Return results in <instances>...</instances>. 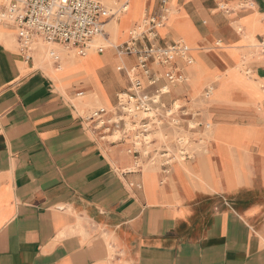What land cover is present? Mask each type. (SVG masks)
<instances>
[{"label":"crops","instance_id":"obj_1","mask_svg":"<svg viewBox=\"0 0 264 264\" xmlns=\"http://www.w3.org/2000/svg\"><path fill=\"white\" fill-rule=\"evenodd\" d=\"M132 2L144 16L129 28L170 9L155 42L191 48L149 63L159 86L167 72L186 81L169 85L155 143L138 153L85 121L128 91L136 55L67 56L61 71L40 48L25 60L17 27L0 20V264H264V0ZM127 3L106 4L119 15ZM163 149L176 157L168 171Z\"/></svg>","mask_w":264,"mask_h":264},{"label":"built area","instance_id":"obj_2","mask_svg":"<svg viewBox=\"0 0 264 264\" xmlns=\"http://www.w3.org/2000/svg\"><path fill=\"white\" fill-rule=\"evenodd\" d=\"M162 3L165 4V0ZM106 11L103 0H8L6 8L0 12V20L17 27L22 55L25 60H31L40 40L48 45L76 49L84 55L102 34L105 24L103 14ZM164 18L150 16L144 19L133 31L130 40L111 46L120 55H136L135 66L129 69L121 67L129 74L131 86L128 91L118 94L115 107L108 109L99 106L85 116V121L90 122L95 130L103 131L104 135L113 133L116 140L132 138L135 153L153 143L150 136L154 127L163 124L157 110L162 96L170 90L169 85L186 81L183 75L167 72L168 83L159 86L160 76L150 68V62L167 66L175 58L190 59L191 48L182 40L167 45L155 42L157 28L163 24ZM145 40L140 46L139 43ZM260 46L264 51V39ZM107 47L102 43L96 46V50L102 52ZM51 57L56 63H61L54 48ZM153 86L152 93H148L147 89ZM178 143L180 158L187 160L194 157L183 138H179ZM159 156L162 167L168 171L176 157L169 149L161 150Z\"/></svg>","mask_w":264,"mask_h":264},{"label":"rangeland","instance_id":"obj_3","mask_svg":"<svg viewBox=\"0 0 264 264\" xmlns=\"http://www.w3.org/2000/svg\"><path fill=\"white\" fill-rule=\"evenodd\" d=\"M118 1H121V0H103V2L105 3V5L107 6V11L105 12V17L109 14H113L112 12H115L114 10H112L106 3L108 4H113V3H116ZM125 1H128L127 4H125V6L127 7H123L124 8V11L121 12L119 15L118 13L119 12H115L116 14L114 15L116 18H111L109 19L105 24H104V29H103V32L102 34L97 37L99 38V40L96 38L94 40V43L93 45L89 48L88 53L86 55H84V60L88 59L89 57H92L94 55L97 54V50H96V46L100 45V44H106L109 48H113L111 47L112 45H117V44H120L119 43V38L122 36V35H129L131 32L133 33V31L139 26V24H135L133 28H129V20L131 19V16H133L134 18H138L140 16V14L142 16H144V12H140V10L138 9L139 7H133V2L132 0H125ZM168 14L167 16L165 17V21L164 23L160 26V31H163L165 29V25H166V22H168V19L169 17L172 15V10L168 9ZM148 18V16L145 17V19ZM130 40V39H129ZM39 45H44V46H47V47H53L55 50L57 51H68L67 48L61 46V45H48L47 43L45 42H42L41 40L39 41V44H37V46ZM66 49V50H65ZM65 50V51H64ZM70 51H77L76 49H70ZM67 56L65 55V58ZM196 63H194L193 65L191 66H188L187 68H192L195 66ZM124 64L123 63H119L116 65L115 69L118 73H120V71H118V67L119 66H123ZM189 81L190 83H192L193 85L195 84V81L194 79L191 78V76H189ZM168 99H172L171 96L168 97ZM177 104H181L179 101H177ZM110 109V106H109V103L108 102H105V101H102V105H97V106H103ZM97 106H94L92 107L91 109H94L96 108ZM195 121H192L191 122V125L192 126H195ZM195 128V127H193ZM161 131L162 130H159V132H157L155 134V137L157 138V140L159 139H164V136H161ZM156 140V141H157ZM183 142H186L188 143V146H194V138H192L190 135H188V133L184 134L183 135ZM155 142H153L152 144H154ZM151 145V144H150ZM149 145V146H150ZM161 149V147H160ZM156 161V160H154Z\"/></svg>","mask_w":264,"mask_h":264},{"label":"bare ground","instance_id":"obj_4","mask_svg":"<svg viewBox=\"0 0 264 264\" xmlns=\"http://www.w3.org/2000/svg\"><path fill=\"white\" fill-rule=\"evenodd\" d=\"M126 7V6H125ZM127 8V7H126ZM105 16V13L103 14V18ZM99 40V38H97ZM39 48L41 49L42 51V54H44V59H51V51L53 49V47H47V46H44V45H39ZM66 50V49H65ZM64 50V51H65ZM68 50V49H67ZM57 51V50H56ZM57 53L59 54L60 58H61V64H60V70L64 71L65 68H66V58H65V55L66 56H71L73 59H75V64L77 65H74V66H81L83 62H85L86 60H84V55H86L88 53H85L84 55H81L79 54L78 51H65L64 53H62L61 51H57ZM41 55V54H40ZM35 60V58H34ZM37 65V63H36ZM56 66V65H55ZM83 72V71H82ZM86 74V73H85ZM106 102V101H105Z\"/></svg>","mask_w":264,"mask_h":264}]
</instances>
